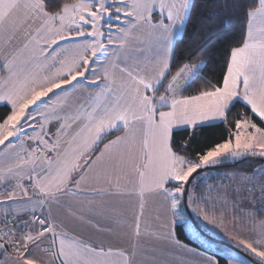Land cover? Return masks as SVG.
I'll return each mask as SVG.
<instances>
[{
	"label": "snow or ice",
	"instance_id": "obj_1",
	"mask_svg": "<svg viewBox=\"0 0 264 264\" xmlns=\"http://www.w3.org/2000/svg\"><path fill=\"white\" fill-rule=\"evenodd\" d=\"M244 158L264 0H0V264H264V168L210 175Z\"/></svg>",
	"mask_w": 264,
	"mask_h": 264
},
{
	"label": "rangeland",
	"instance_id": "obj_2",
	"mask_svg": "<svg viewBox=\"0 0 264 264\" xmlns=\"http://www.w3.org/2000/svg\"><path fill=\"white\" fill-rule=\"evenodd\" d=\"M244 159H248L250 161V159H252V158H244ZM244 159L226 161L225 164L235 163V162H238V161H242ZM251 163L252 164L249 165L247 167V169H243V170H224V169L220 170V169H216L213 172H211L210 175L213 178H218V175H222L225 172H237V173H240V172H251L253 169L264 168V160L252 161ZM211 182H212L211 180L208 181V183H211ZM193 219H195V217H193ZM196 222L204 230V232L206 233L204 235H200V230L194 228V231L196 232V235L199 236V239H197L195 236L190 234L188 229H187V227L184 224H182V225L184 227V230H185L186 234L191 236V237H193V238H195L201 244H204L205 246H210L213 249H218L219 248V247L217 248L216 242H223V243H226L228 245L231 244V242L228 241L226 238H224L222 234H217L215 230H211L210 231L208 227H205L204 224H202L198 220Z\"/></svg>",
	"mask_w": 264,
	"mask_h": 264
},
{
	"label": "trees",
	"instance_id": "obj_3",
	"mask_svg": "<svg viewBox=\"0 0 264 264\" xmlns=\"http://www.w3.org/2000/svg\"><path fill=\"white\" fill-rule=\"evenodd\" d=\"M205 71L207 72V71H209V69H205ZM221 129H222V126L219 127V128L205 129L204 130V137L201 139V143H203L204 140H217V139H219L220 136H221ZM254 161H261V160L259 158H257V160H254ZM251 162L252 161H249L248 159H244L236 167L227 166V167H224V168H220V170H222V169H224V170H243V169H247V167L252 164ZM196 224H197V222H196ZM177 230H178V233L181 236V239H184L186 241H191V244L193 246H195L197 244H201L200 242H198V240H196L195 238H193V237H191V236L186 234L182 224L178 225V229ZM199 230L203 231V233L206 234L204 232V230L200 226H199ZM216 245H217V248L218 247L222 248V247H225V245H228V244L223 243V242H216Z\"/></svg>",
	"mask_w": 264,
	"mask_h": 264
},
{
	"label": "water",
	"instance_id": "obj_4",
	"mask_svg": "<svg viewBox=\"0 0 264 264\" xmlns=\"http://www.w3.org/2000/svg\"><path fill=\"white\" fill-rule=\"evenodd\" d=\"M254 160H257V158H252L250 159V161H254ZM241 161H238V162H235V163H230V164H224L222 166H219L218 169L220 168H224V167H227V166H232V167H236Z\"/></svg>",
	"mask_w": 264,
	"mask_h": 264
}]
</instances>
